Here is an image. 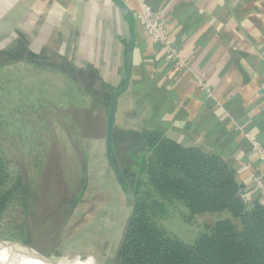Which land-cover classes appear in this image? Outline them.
<instances>
[{
  "label": "crops",
  "instance_id": "1",
  "mask_svg": "<svg viewBox=\"0 0 264 264\" xmlns=\"http://www.w3.org/2000/svg\"><path fill=\"white\" fill-rule=\"evenodd\" d=\"M148 1L186 68L148 40L134 14L136 0H0V41L16 34L6 52L37 55L60 76L94 71L100 103L104 90L112 101L126 87L115 100L112 134L123 191L140 175L141 133L159 130L221 156L245 185L246 199L264 201L255 182L264 163L253 154L256 146L264 151V0ZM71 80L83 88L79 77ZM99 148L104 154L94 157L113 170L106 143Z\"/></svg>",
  "mask_w": 264,
  "mask_h": 264
},
{
  "label": "rangeland",
  "instance_id": "2",
  "mask_svg": "<svg viewBox=\"0 0 264 264\" xmlns=\"http://www.w3.org/2000/svg\"><path fill=\"white\" fill-rule=\"evenodd\" d=\"M9 36L0 51L17 40ZM63 75L27 61L0 68V248L25 264H114L131 200L114 169L94 157L106 143L112 91L100 103ZM226 216L192 215L178 204L158 219L170 236L193 243Z\"/></svg>",
  "mask_w": 264,
  "mask_h": 264
},
{
  "label": "trees",
  "instance_id": "3",
  "mask_svg": "<svg viewBox=\"0 0 264 264\" xmlns=\"http://www.w3.org/2000/svg\"><path fill=\"white\" fill-rule=\"evenodd\" d=\"M0 56L1 66L10 60L53 66L37 55L0 51ZM95 79L88 70L78 81L98 99ZM140 145V175L132 188L123 183L132 210L114 264H264V201L246 199L245 185L226 160L159 130H143ZM178 204L192 215L227 216L207 224L205 233L187 243L170 236L158 219L161 209ZM29 261L36 264L33 257Z\"/></svg>",
  "mask_w": 264,
  "mask_h": 264
},
{
  "label": "built area",
  "instance_id": "4",
  "mask_svg": "<svg viewBox=\"0 0 264 264\" xmlns=\"http://www.w3.org/2000/svg\"><path fill=\"white\" fill-rule=\"evenodd\" d=\"M136 2L138 8L134 14L143 25L148 40L152 44L159 45L166 52V59L174 62L178 69L186 68L188 62L183 56L182 50L174 45L161 14L153 9L148 0H136ZM253 154L264 163L262 149L256 146ZM255 182L264 189V170L258 173Z\"/></svg>",
  "mask_w": 264,
  "mask_h": 264
},
{
  "label": "water",
  "instance_id": "5",
  "mask_svg": "<svg viewBox=\"0 0 264 264\" xmlns=\"http://www.w3.org/2000/svg\"><path fill=\"white\" fill-rule=\"evenodd\" d=\"M126 87L122 88L119 91H116L112 97V101L110 104V110H109V115H108V122H107V131H106V147H107V155L109 158V161L111 163L112 168L114 169V171L116 172V174L118 175V177L121 179L122 182H124L123 180V173L117 163L116 157L112 152L113 149V138H112V134H113V127H114V121H115V117H116V97L118 96V94L125 90Z\"/></svg>",
  "mask_w": 264,
  "mask_h": 264
},
{
  "label": "bare ground",
  "instance_id": "6",
  "mask_svg": "<svg viewBox=\"0 0 264 264\" xmlns=\"http://www.w3.org/2000/svg\"><path fill=\"white\" fill-rule=\"evenodd\" d=\"M0 264H25V263L18 259L11 257L7 252H5L4 250L0 248Z\"/></svg>",
  "mask_w": 264,
  "mask_h": 264
}]
</instances>
